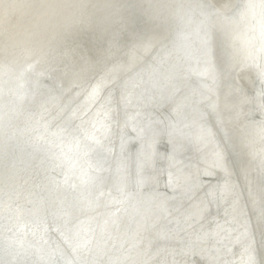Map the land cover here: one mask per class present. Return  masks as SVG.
Returning a JSON list of instances; mask_svg holds the SVG:
<instances>
[{
    "label": "bare ground",
    "instance_id": "6f19581e",
    "mask_svg": "<svg viewBox=\"0 0 264 264\" xmlns=\"http://www.w3.org/2000/svg\"><path fill=\"white\" fill-rule=\"evenodd\" d=\"M264 0H0V264H264Z\"/></svg>",
    "mask_w": 264,
    "mask_h": 264
},
{
    "label": "rangeland",
    "instance_id": "374dc122",
    "mask_svg": "<svg viewBox=\"0 0 264 264\" xmlns=\"http://www.w3.org/2000/svg\"><path fill=\"white\" fill-rule=\"evenodd\" d=\"M264 197V195H262Z\"/></svg>",
    "mask_w": 264,
    "mask_h": 264
}]
</instances>
